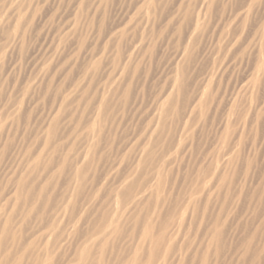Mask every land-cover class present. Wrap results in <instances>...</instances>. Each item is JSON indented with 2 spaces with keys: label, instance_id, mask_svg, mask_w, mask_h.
Listing matches in <instances>:
<instances>
[{
  "label": "bare ground",
  "instance_id": "obj_1",
  "mask_svg": "<svg viewBox=\"0 0 264 264\" xmlns=\"http://www.w3.org/2000/svg\"><path fill=\"white\" fill-rule=\"evenodd\" d=\"M25 1H6L10 10L18 12L13 27V38L10 39L11 35L8 36L12 43L16 40L22 42L23 39L22 15H20L22 10L19 8ZM138 2L135 15L139 16L143 13L150 14L158 1ZM224 2V5L217 7L216 0H189L184 9L178 8L177 15H172L162 31L153 34L150 29L147 32L150 33L147 41H145L147 36L141 34L134 41L130 40L131 43H127V47L123 46L122 41L126 38L128 27L118 26L110 32L107 31L108 33H105L107 43L102 52H112V57L106 58L110 70L108 69L107 76L105 75L107 71L104 72L105 76H103L106 79L100 83V87L92 92L89 86L80 90H78L79 86H75L73 88L79 94L76 99L70 101L68 98L69 94L74 95L73 89L69 94H65V88L56 89L55 94L61 101L52 108L47 117L50 119L44 125L43 136L40 138L37 136L35 139L36 148L33 151L30 147L26 148V152L29 153L28 162L8 193L12 207L6 217H0V254L2 255L0 264H56L58 258L56 248L61 237L57 235V229L60 220L65 218L67 223L73 226L76 243L80 241L79 245L72 247L68 264H218L219 261H225L219 260L221 254H224L223 250L231 251L230 248L232 251L234 248L241 252L244 264L248 259L250 261L248 264H264V244L261 248L255 247L256 238L264 234V208L261 205L264 201L262 202L261 198L263 195L260 196V191L264 190V187L256 188L252 192L248 189L245 191L246 178L245 186H241L238 193L233 192L239 170L238 159L241 158L240 153L245 147L246 133L254 130L253 126L256 129L262 118L259 111H254L255 108L253 110V105L259 100V82L264 76V14L255 32L259 44H253L255 41L257 43L254 37L246 47L249 48L250 44L251 47L260 45L259 55L251 66V76L248 80L244 79L245 81L235 91L232 90L233 93H228L229 96L225 97L221 80L231 63L243 61L246 48L243 47L244 42L241 37L261 0H227L226 4ZM214 18L217 22L214 20V38L209 59V55L203 50L200 51L199 46L202 37L211 28L210 20ZM134 21L132 18L128 24L136 25L138 21L135 23ZM165 34H171L173 37L171 41H174V53L170 72L164 84L151 94L153 95L151 110L150 112L147 110L146 115L144 113L148 120L143 129L145 131L140 135L137 134L138 139L134 140L135 143L129 138L119 136L114 145L112 140H115V136H108L109 138L103 136L105 123L112 120L116 107L122 110L130 105L135 93H133L132 81L141 73V66L143 67L142 62L138 63V59L142 60L148 56L150 61V55H153L155 49L154 42L166 38ZM242 38L245 39L246 36ZM102 64L100 60L94 62L93 71H97ZM68 80L67 78L66 82L70 81ZM50 85L51 83H48L47 87L50 88ZM94 87L92 86L93 89ZM100 90L102 92H99ZM73 102L76 107L83 108L82 114L91 111L90 121H85L84 117L82 122L85 114H78L81 117L76 123L75 135L68 138L56 136L58 123L62 115L73 106ZM15 111L18 112L19 108ZM66 115L68 114L64 116ZM3 117L4 114L0 112V158L5 156L11 142L17 138L2 136ZM141 118L142 116L140 120ZM14 123L13 119L12 124ZM137 125L139 126V123ZM198 126H202L199 133L196 130ZM212 129H215V133ZM256 131L251 141L253 145L258 137ZM212 132L214 133L212 136H215L213 141L207 142L202 138L194 145L191 143V155L195 153L196 160L190 165V162L184 164L182 156L187 147L186 142L188 140L195 142L197 136H210ZM103 144L107 145V148L102 150ZM132 155L134 157H131ZM111 158L114 159L113 162H109ZM252 165V161L246 162L244 178L248 177ZM100 167L102 172L101 170L98 172ZM113 170L116 181L111 184L112 187H109L108 175ZM59 185L62 187L60 191H52L51 188L54 189L55 186L56 190ZM242 201L254 205L250 211L252 226L248 222L252 230L243 242L231 245L232 241L228 245L226 235L234 214L233 209ZM37 204L43 208L40 209L41 206ZM230 205H232L231 210L228 208ZM97 215L99 217L93 219V216ZM18 216L19 223L15 224L16 229H14V222L16 223ZM33 219L34 225L37 226L31 227V231L34 232V229L37 231L34 234L31 232V237L28 235L27 238L23 226L33 222ZM89 220L92 224L88 230L79 232L77 226ZM190 226H194L198 239L204 238L198 241L199 249L192 260H186L189 258L187 256H190L189 250L192 245L188 246V244V247L184 246L179 253H176L175 243L179 233ZM37 233H39L38 238L28 241ZM235 234L237 235L236 232ZM37 240L43 243L39 254L36 249ZM8 244L16 245V251H7ZM111 254L113 260L109 261L108 256Z\"/></svg>",
  "mask_w": 264,
  "mask_h": 264
},
{
  "label": "rangeland",
  "instance_id": "obj_2",
  "mask_svg": "<svg viewBox=\"0 0 264 264\" xmlns=\"http://www.w3.org/2000/svg\"><path fill=\"white\" fill-rule=\"evenodd\" d=\"M6 1L8 0H0V67H1L0 68V112L1 114H4L5 116L1 120V124L4 127L3 128L4 134L2 136H15L17 138H14V140L11 142V145L9 148L10 151L8 150L5 156L0 158V213H1L0 217H3V218L6 217L7 213L10 212V209L12 207V203L10 204V201H9L10 196H8V193L11 190L10 188L11 186H13L16 179L20 176V174L24 170L23 167L26 164V162H28L27 160L29 159V153L26 152V148L30 147V149L32 148V151L33 149L36 148L34 146L35 139L37 138V136L38 138H40V136H43L44 125L50 119V118L48 119L47 117H49L50 112L53 110L52 108L55 105H58V103H60L61 101V99L59 100V97H57V94H55L56 89L65 88L66 90L65 94L71 93L73 89L74 95L69 94V98H68L69 101L73 100L75 97L77 98L79 94V92L73 88L75 86H79L78 90H80L81 88L87 89L89 86L90 90L92 92H95L97 87H100V83L106 79L104 78V76L105 75L107 76L108 71L110 70L109 64L106 58L112 57V52L110 53L102 52L103 48L105 47L107 43V37L105 36L107 34L105 33L110 32L111 29L116 28L118 26L120 28L128 27L127 32H126V38L125 40L122 41L123 46L127 47L128 44L131 43V41H134L135 39H137L141 34L147 36L145 40L147 41V39L149 38L148 35H150V33H147V32L150 31V29L153 31V34H156L162 31V29L165 26H167V23L172 18V15L173 16L177 15L178 8L180 7L181 10L184 9L188 5L189 0H163V1L156 0L158 1L157 4H154L156 8L153 6L150 14L146 15L143 13L139 15L140 17L138 15H135V7L137 5V2L140 0H26L25 3L19 8L20 10H22L20 11L21 12L20 15H22L21 16L22 18L21 33H23V39H22V42L20 40H18L17 42L16 40L13 43L8 39V36L11 35L10 39L13 38V27L16 24V21H17L16 19L18 18V14H17L18 12L17 11L14 12L10 10L7 7ZM223 1H225L224 2L225 4L227 3V0H216L217 7L218 6L221 7L220 5H224ZM159 6H161V8ZM257 11L259 12V14H257L258 13ZM156 13H157V16H156ZM254 13H255L253 14L254 17L252 16L249 23L247 24V28H245V31H244L245 34L243 33L242 35V37L246 36V38L243 39L241 37L242 41L244 42V46H243L244 48L247 47L249 41L251 42L252 39L256 37L255 32L259 26L260 18L264 14V0H261L259 6L256 8V11ZM166 14H168L169 16ZM132 18H134L135 20L134 23L138 21L136 25L133 24L131 26L130 25L131 23L128 24L129 20ZM144 18L146 20H144ZM215 19L216 18H214L213 20L212 19L210 20L211 28L209 29L208 33H206L202 37L200 46H199V50L200 51L203 50L205 54H208L209 59L211 58V53L209 51L211 49L213 38H214L213 37V33H214L213 27L215 25L214 23L217 22V20ZM257 22L258 24H256ZM112 23H115V24H112ZM141 23L143 26H141ZM249 26L250 27L252 26L253 29L252 27L250 29ZM129 28L131 29L129 30ZM139 31L141 32L139 33ZM168 35H166V38H161L154 42L155 49H154L153 55H150L151 57L150 61L148 60V56L145 57L146 59L145 58L142 60L141 58L138 59V63L142 62L143 67L141 66V73L137 74L135 77L137 80L133 79L132 81V84H133L132 89H133V93L134 92L135 93L133 94V100L130 102V105L128 106L129 108L127 107L121 110L120 108L116 107L115 108L116 112L114 111L115 113L113 115L112 120L106 121L107 124L105 123V127L107 129L105 128V133L103 134V136H106L107 138H109L108 136H115V140L114 139L112 140V142H114V145L116 144L117 142L116 139L119 136L129 138L131 141H133L132 143H135L134 140L138 139L136 138L137 134L140 135L142 131H145L143 129L146 126L145 123L148 122L145 115L148 112H150L151 110L150 107L152 106V98H153L152 96L153 95L151 94H154L157 87H160L164 84L165 79L167 78L170 72V63H171V59L174 53V49H173L174 41H171L173 40L172 39L173 37L171 36V34H168ZM255 40H257V43L255 41L253 44H256V45L259 44L257 37L255 38ZM86 46H87V49H86ZM250 47H251V44H250ZM250 47L246 48L245 56L242 59L243 61L231 63L228 68L229 71L227 70V72L223 76L224 78H222L221 80L222 82L221 87L223 89L222 92L225 95V97L229 96L232 90L235 91V89L239 87L245 80H248L250 78L251 66L254 63V61L257 59V56L259 55L258 52L260 51V45H258V47L257 46L256 47L253 46L251 48ZM169 56L171 57L167 58ZM78 57H79V60H78ZM212 58L214 57L212 56ZM153 59L156 61L154 62ZM97 60H100V64L102 63L103 64L99 67L97 71H93L92 64L96 62ZM75 64L76 66H74ZM106 71L107 73H105L104 75V72ZM227 73H229L230 75ZM67 78L70 80V81L68 80L69 82H66ZM48 83H51L50 88L47 87ZM259 83H260L259 86L261 88V89L259 88L260 96H258L259 100L254 103L253 110L255 108L254 111H257V112L259 111L261 113L262 118L259 120L260 122L258 126H256L257 127L256 129L253 126L254 130L246 133L245 147L241 151L242 154L240 153L241 158L238 159L237 169L239 170L237 172V180L235 181L236 182L235 188H233L234 193H238V191L240 190V187L245 186L244 183H245L246 178H247L246 180L247 182L245 186V191L248 189L249 192H252L256 188L261 189L262 187H264V182H263L264 181V151H263L264 150V143H263L264 142V126H263L264 124V94H263L264 93V90H263L264 89V76L261 77ZM229 84H231V86H229L230 88L228 87ZM92 86L93 87L95 86L94 89L92 88ZM47 88H49V90H47ZM99 92H102V91L100 90ZM261 99H262L263 104L261 102ZM257 102H258V105H257ZM23 105H24V109H23ZM132 107L134 109H131ZM16 108H19L18 112L15 111ZM82 112H83V108L76 107L75 103L73 102V106L70 107V109L66 112L68 115L64 116L66 114L65 113L62 115L60 119L58 123L59 125H58L56 136H67V138L68 136H72V135L74 136L75 135L74 131L76 130L75 129L76 123L78 122V120H80L79 118L81 117V115L85 114L82 117V122L84 121V119L85 121H88V120L90 121L91 111H87L86 113H83V114ZM139 112L141 115H139ZM78 114H81V115H78ZM125 115L127 118L125 117ZM141 116L142 118L140 120ZM8 117L9 119H7ZM13 119L15 120L14 124H12ZM132 120H134L135 122ZM138 123H139V126L137 125ZM68 128L70 129V131ZM201 128L202 126H198L196 128L198 133L201 131ZM256 130H258L259 133ZM212 131L215 133V129H212ZM255 131L257 132L258 137L256 140H254L255 142L253 145L251 144V141L253 140ZM260 131H262V133ZM213 132L210 134V136H202V135L197 136L195 142H190L189 140L186 142L187 147H185V152L182 156L184 164L187 165L188 162H190L189 163L190 165L192 161L196 160V154L194 153L191 155V149H190L191 145L192 144L194 145L198 139H202V138L206 139L207 142L213 141L215 138V136H212V134H214ZM26 137H27V140H26ZM175 139H176V136H175ZM103 148H107V145L105 146V144H103L102 150ZM134 155H132L131 157H134ZM248 160L252 161L253 165L249 169L248 177L244 178V171L246 168L245 165H246V162H248ZM113 161L114 159L111 158L109 162H113ZM132 162H133V159H132ZM174 168H176V165H174ZM100 170H101V167L98 169V172H100ZM250 170L252 173L250 172ZM262 172L263 174H260ZM114 173L115 172L113 170L108 175V177L110 178L109 185H108L109 187H112L111 184L115 183L116 181V179L114 180ZM96 174L98 175V173ZM250 187L252 188L251 190H250ZM61 188L62 187L59 185L56 190H55V186H54V189L53 188L51 189L52 191L57 192V191H60ZM262 192L264 193L263 189H261L260 191L261 193L260 196L263 195L261 197L262 202H263L264 194ZM55 200H56V197H55ZM248 201H242L241 203L237 205V208L233 209L234 214L231 217V222H230L231 225L227 229V235H226L227 236L226 241L229 242L228 245L232 241L233 242L231 243V245L239 244L240 241L243 242L245 239H247L248 235L250 234V231L252 230L251 226L253 222H251L252 213L250 211L252 210V206L254 208V205L253 204L251 205ZM243 204L245 207L243 206ZM232 205L228 207L230 210L232 209ZM261 205L264 208V202ZM42 208L43 206H41L40 209ZM239 212L244 214V216H242V214H240ZM96 217H99V215L93 216V219L94 218L97 219ZM17 221L16 223L14 222V225L15 224L17 225L19 223V216H18ZM90 221L91 220H89L85 224H79L77 226V230L79 232H86L89 226L92 224ZM248 222L250 223L251 226H249ZM34 223H35V220L31 222L30 224H26L25 226H23V229H25V231L23 229L22 230L24 231L27 238H28V235L29 237H31L30 235L36 233L37 231L36 229H34V232L31 231V227L34 226V228H36L37 226V225H34ZM16 225L14 226V229H16ZM60 226H62L63 228ZM58 227L59 228L57 229V235H61V237L59 238V241L60 240L61 241L60 242L58 241V246L56 248V252H57L56 255L58 257V258L56 257L57 258L56 264H68V261L71 258V253L73 251L72 247L74 245L75 246L79 245L80 241L76 243L77 238L73 236V233H74L73 226L71 223H67L66 218L62 221L60 220ZM182 232L179 233L180 236L179 235L177 236L178 240L175 243V246L177 245L176 253H179L182 247L187 246L188 244H189L188 246L192 245L193 249L189 248L190 256H187L189 258L186 259V260L188 259L192 260L193 255H195V252L199 249V247L197 246L198 241H201L202 238L204 237H202L201 240L198 239V237H196V234H195L196 230L194 226H190L189 228H187L186 230ZM235 232L237 233V235L235 234ZM38 235L39 233L34 235L33 238L29 239L28 241H32L33 239H36V237L38 238ZM228 238L230 239V241ZM37 242L38 244L36 245V249L39 254L41 252V247L43 246V243L40 240H37ZM193 242H195L196 244H194ZM71 243H73L72 246H71ZM263 244H264V234H261L256 238L255 247L261 248ZM13 245L14 244H8L6 250L16 251L15 250L16 245L15 246ZM193 245L195 246L193 247ZM230 250L231 251H229V249L227 250L225 249L226 252H224L223 250L222 253L224 254H221V257L224 256V258L220 257L219 260L224 259L225 261H221V262L219 261L220 263L218 262V264H233V263L234 264H240V263L244 264L243 258H241L242 257L241 252L236 251L234 248H233V251H232V248H230ZM66 256H68L67 259H66ZM1 259H2V255L0 254V260ZM108 260L109 261L113 260V254H111V256H108ZM248 262H250L249 259L246 260V264H248Z\"/></svg>",
  "mask_w": 264,
  "mask_h": 264
}]
</instances>
